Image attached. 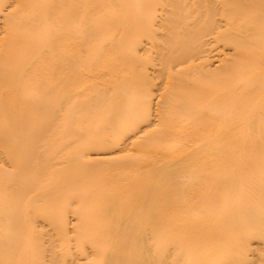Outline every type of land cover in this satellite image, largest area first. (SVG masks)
<instances>
[{"label":"bare ground","instance_id":"1","mask_svg":"<svg viewBox=\"0 0 264 264\" xmlns=\"http://www.w3.org/2000/svg\"><path fill=\"white\" fill-rule=\"evenodd\" d=\"M0 264H264V0H0Z\"/></svg>","mask_w":264,"mask_h":264},{"label":"rangeland","instance_id":"2","mask_svg":"<svg viewBox=\"0 0 264 264\" xmlns=\"http://www.w3.org/2000/svg\"><path fill=\"white\" fill-rule=\"evenodd\" d=\"M81 118H85L86 119V117L83 115ZM36 122H39V119H37V121ZM94 123V125H96L95 123L96 122H93ZM98 123V122H97ZM93 125V124H92ZM97 125H100L99 123L97 124ZM96 125V126H97ZM93 128V127H92ZM152 169L151 167H147V168H140V169H137V170H135V171H129L130 170V168H123V169H120L119 171H117V173H119V172H121V173H124V174H126L127 176H133V177H135V176H139V177H142L143 176V174L145 173V172H148L150 169ZM149 169V170H148ZM154 169V168H153ZM148 170V171H147ZM145 182V180H141L140 181V183H144ZM151 183V182H150ZM112 186V185H111ZM110 188V187H109Z\"/></svg>","mask_w":264,"mask_h":264}]
</instances>
